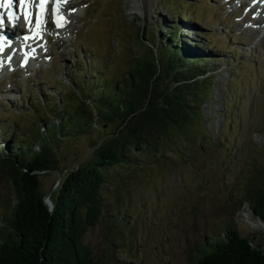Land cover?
Masks as SVG:
<instances>
[{
	"label": "rangeland",
	"instance_id": "1",
	"mask_svg": "<svg viewBox=\"0 0 264 264\" xmlns=\"http://www.w3.org/2000/svg\"><path fill=\"white\" fill-rule=\"evenodd\" d=\"M73 1L74 11L65 4L58 9L69 16L65 29L50 24L46 12L42 26L49 40L42 37L44 49L35 50L39 57L0 72V134L30 136L38 129L50 137L58 169L40 174V189L50 192V200L56 197L58 174L62 178L90 160L120 121L96 122L81 133L63 126L61 116L76 104L78 88L121 81L136 59L142 62L155 50L152 43L167 45L166 22L174 21L183 42L209 54L205 132L193 123L195 140L182 144L180 153L145 150L136 164L117 168L122 183L115 192L107 190L106 214L121 215L122 224L112 232L101 220L87 232L94 260L106 264L114 256L132 264H193L204 240L229 224L264 243V222L249 202L252 183L264 171V0ZM8 196L0 177V218Z\"/></svg>",
	"mask_w": 264,
	"mask_h": 264
},
{
	"label": "trees",
	"instance_id": "2",
	"mask_svg": "<svg viewBox=\"0 0 264 264\" xmlns=\"http://www.w3.org/2000/svg\"><path fill=\"white\" fill-rule=\"evenodd\" d=\"M177 14L186 18L182 11ZM165 26L167 45L152 43L155 50L142 62L136 59L121 81L103 80L95 90L82 85L74 93L76 104L62 114L63 126L81 133L97 127L96 122L120 121L113 134L96 145L90 160L61 178L52 209L40 189V174L58 169L50 137L38 129L30 136L11 130L0 134V177L10 190L0 218V264H102L94 260L85 235L101 220L112 232L122 224L121 215L106 214L107 190L122 183L117 168L136 164L145 150L180 153L182 144H193L191 125L201 127L204 122L202 105L211 89L209 54L183 42L174 21ZM167 140L173 141L169 147L164 145ZM252 187L251 211L264 222V171ZM106 264L132 262L111 256ZM193 264H264V243L229 224L204 240Z\"/></svg>",
	"mask_w": 264,
	"mask_h": 264
},
{
	"label": "bare ground",
	"instance_id": "3",
	"mask_svg": "<svg viewBox=\"0 0 264 264\" xmlns=\"http://www.w3.org/2000/svg\"><path fill=\"white\" fill-rule=\"evenodd\" d=\"M12 5L17 6V0ZM59 5L61 6V4H59ZM65 5L73 11L76 9V6L74 5V1L72 2V0H67V2H65ZM34 6H35L34 0H28V2L21 7V8L26 9V11L23 13L28 14V21L31 22L29 24L26 21V23H28V28H27L26 32L23 33L22 37H24V38L21 39L19 36L18 32L21 31V25L22 24L18 23V21H16V26H14L13 28H9L7 25L4 27V29L0 28V36L5 32L7 33V36H4L5 38L3 37V39H2V46L4 44H6V42H8L9 40L13 41L9 48L6 47L5 50L2 51V53L0 52V72L3 71L4 69L13 67L15 65V63L16 64L17 63H19V64L25 63L24 65L27 66L28 65L27 63H29V61H30V56L27 53H29V51H32L33 49H37L38 46H41V48L44 49L45 42H44V39H42V37H44L45 40H49L48 39L49 36L45 34L44 28L42 26V22L45 21V18L47 16L46 9L44 10L43 13L36 15V13L34 11L35 10ZM38 18L41 22L40 26H38L36 23ZM255 21L259 22L258 19H256ZM68 22H70L69 16L64 15L63 21L61 23L63 25V29L66 28V25ZM44 23L46 25L47 21ZM18 39L20 40V43L23 42L25 44L26 51H28L27 53H24L23 51H25V49L23 50L20 47L13 49V47H14L13 45H17L16 40H18ZM9 56L11 57L10 60L8 59ZM36 57H39V56L34 55V58H36Z\"/></svg>",
	"mask_w": 264,
	"mask_h": 264
},
{
	"label": "snow or ice",
	"instance_id": "4",
	"mask_svg": "<svg viewBox=\"0 0 264 264\" xmlns=\"http://www.w3.org/2000/svg\"><path fill=\"white\" fill-rule=\"evenodd\" d=\"M27 2H28V0H19V3H20L21 6L25 5ZM47 2H48V0H39V4H41V5L46 4ZM58 2H59V3H65V2H67V0H58ZM12 4H13V0H5L4 3L0 4V7H11ZM10 16H11V17H14V18H16V19H19V17L16 16L15 13L10 14ZM25 19H26V21H27L29 24L31 23L30 21H28V14H26ZM61 19H63V18L61 17ZM55 22H56V24H57L58 27L62 26V24H61L59 21H55ZM36 23H37L38 26H40V23H41V22H40L39 18L37 19ZM3 24H4L3 16L0 15V27H2ZM26 38H27V37H26ZM2 51H3V47H2V38H0V52H2ZM8 59L10 60L11 57L9 56ZM25 62H26V61H25Z\"/></svg>",
	"mask_w": 264,
	"mask_h": 264
},
{
	"label": "water",
	"instance_id": "5",
	"mask_svg": "<svg viewBox=\"0 0 264 264\" xmlns=\"http://www.w3.org/2000/svg\"><path fill=\"white\" fill-rule=\"evenodd\" d=\"M60 181H61V175H60V173L58 174V178H57V181H56V183L54 184V186H53V190H55L56 188H58V186H59V184H60ZM43 202H45V204L47 205V207L49 208V209H52V206H53V204H52V202H51V200H50V192H48V193H45L44 194V196H43Z\"/></svg>",
	"mask_w": 264,
	"mask_h": 264
}]
</instances>
